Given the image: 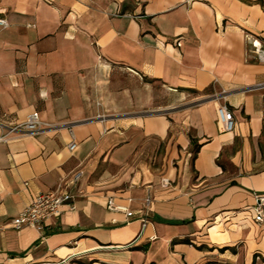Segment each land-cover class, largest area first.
<instances>
[{"label": "crops", "instance_id": "1", "mask_svg": "<svg viewBox=\"0 0 264 264\" xmlns=\"http://www.w3.org/2000/svg\"><path fill=\"white\" fill-rule=\"evenodd\" d=\"M0 18V264H264V0H0ZM34 112L39 133L8 134ZM75 171V211L12 229Z\"/></svg>", "mask_w": 264, "mask_h": 264}, {"label": "built area", "instance_id": "2", "mask_svg": "<svg viewBox=\"0 0 264 264\" xmlns=\"http://www.w3.org/2000/svg\"><path fill=\"white\" fill-rule=\"evenodd\" d=\"M0 27L6 28L7 22L0 18ZM250 47L249 55L256 61L264 63V43L248 39ZM218 124L226 133H232L235 129V121L232 113L226 106H220L217 109ZM41 122L39 114L34 112L27 116L26 121L9 129L8 134L35 135L41 131ZM72 142L69 144V151H74L76 145L74 143L72 132H70ZM6 137L0 138V141ZM7 139V138H6ZM82 172L75 171L66 178L60 180L56 188L45 194L36 196L31 203L17 216L12 222V229L21 231L25 228L41 231L45 229L52 218L58 217L61 214V209L66 208L70 212L75 211L74 201L77 197L82 196L80 190V182ZM26 185V184H25ZM107 210L110 212L125 213L127 219L134 217L132 212L125 208L116 207L113 200L107 202ZM252 212L255 214V222L259 225H264V196H256L255 204L252 207ZM151 214V200L146 199L141 210L142 231L145 230ZM132 245V244H131ZM127 246V247H131Z\"/></svg>", "mask_w": 264, "mask_h": 264}]
</instances>
